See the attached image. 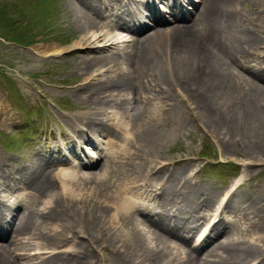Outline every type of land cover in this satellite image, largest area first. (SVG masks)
<instances>
[{
    "label": "bare ground",
    "instance_id": "bare-ground-1",
    "mask_svg": "<svg viewBox=\"0 0 264 264\" xmlns=\"http://www.w3.org/2000/svg\"><path fill=\"white\" fill-rule=\"evenodd\" d=\"M247 1H67L83 34L45 54L101 51L77 62L86 106L64 117L71 131L36 138L24 164L0 159V264H264V185L241 193L249 177L234 176L215 194L188 158L162 154L191 125L187 110L226 149L240 142L245 168L264 162V0L248 13ZM102 25L130 38L91 31ZM112 39L123 44L104 52ZM66 154L94 158L65 172Z\"/></svg>",
    "mask_w": 264,
    "mask_h": 264
},
{
    "label": "rangeland",
    "instance_id": "rangeland-1",
    "mask_svg": "<svg viewBox=\"0 0 264 264\" xmlns=\"http://www.w3.org/2000/svg\"><path fill=\"white\" fill-rule=\"evenodd\" d=\"M67 1L0 0V111L5 109L7 115L11 117L8 121H0V159H8L10 164H24L26 159H31L36 138L42 136L41 142L44 143V140L48 139L47 145H50L52 142L50 133L53 132V135L60 137V130L71 131L64 117L86 106L73 95L74 89L83 78L77 62L92 55L96 56L101 50L90 51L67 47L61 53L45 54V50L50 47L69 46L83 34L82 26L75 21ZM243 7L248 13L250 8L259 9L260 6L257 8L251 0H248ZM165 13L168 17V12ZM167 25L168 23H161L157 26ZM106 26L102 25L91 31L97 34L103 33L107 37L117 35L120 40L123 37L130 38V34L126 32L116 34L113 28ZM116 40L111 45L106 44L104 52L118 50L114 46H120L123 42L117 43ZM101 43L103 41L97 42L99 46L96 47L97 49L103 46ZM104 68L97 75L98 77L105 76ZM177 96L181 95L177 93ZM185 112L191 125L185 128L178 138L165 146L162 154L175 160L188 158L187 163L194 170L195 181L202 187L214 191L215 194L219 189L223 191L234 176L249 177L245 180L247 185L244 190L238 192L254 193L256 189L261 192L258 184L264 185V162L255 165L254 168H245L242 164L244 158L238 155L242 153L240 142L233 143L238 153L226 149L219 141L220 133L203 125L200 126L194 119L192 123L191 114L189 115L187 110ZM130 122L131 120L128 126L136 129L135 122L134 124ZM120 133L118 132V135ZM105 140L98 141L103 150L106 148ZM79 152L84 151L79 149ZM66 155L70 161L62 164L65 172L82 171L84 167L80 163L81 159L94 158L90 156L84 158L80 154L75 158L71 154ZM59 183L60 178L56 184ZM239 196L235 197V202L238 201ZM42 203L39 206L42 209L46 208V203L50 204L46 201ZM238 225H242L244 229L249 228L243 220H238L236 227ZM140 258L143 256H138L137 259ZM18 262L24 264L25 261L20 258Z\"/></svg>",
    "mask_w": 264,
    "mask_h": 264
},
{
    "label": "trees",
    "instance_id": "trees-1",
    "mask_svg": "<svg viewBox=\"0 0 264 264\" xmlns=\"http://www.w3.org/2000/svg\"><path fill=\"white\" fill-rule=\"evenodd\" d=\"M17 40V39H16Z\"/></svg>",
    "mask_w": 264,
    "mask_h": 264
}]
</instances>
